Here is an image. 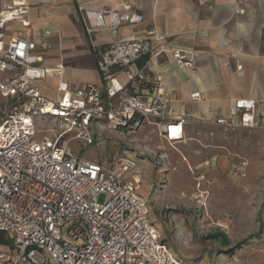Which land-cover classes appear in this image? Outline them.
I'll use <instances>...</instances> for the list:
<instances>
[{"label":"built area","instance_id":"built-area-1","mask_svg":"<svg viewBox=\"0 0 264 264\" xmlns=\"http://www.w3.org/2000/svg\"><path fill=\"white\" fill-rule=\"evenodd\" d=\"M77 9L100 84L72 85L63 62L48 71L47 44L21 29L30 25L28 0H0V264H187L169 251L149 217V199L137 193L134 148L125 143L98 164L73 154L70 143L89 145L105 130L126 136L143 121L169 143L183 138L193 117L176 109L153 59L166 53L169 63L192 68V53L169 47L154 26L98 44L95 34L137 26L143 15L129 6ZM214 122L264 128V103L238 99Z\"/></svg>","mask_w":264,"mask_h":264},{"label":"rangeland","instance_id":"rangeland-1","mask_svg":"<svg viewBox=\"0 0 264 264\" xmlns=\"http://www.w3.org/2000/svg\"><path fill=\"white\" fill-rule=\"evenodd\" d=\"M120 130L70 147L98 164L134 148L137 193L170 252L187 264H264V128L199 123L171 143L146 121Z\"/></svg>","mask_w":264,"mask_h":264},{"label":"crops","instance_id":"crops-1","mask_svg":"<svg viewBox=\"0 0 264 264\" xmlns=\"http://www.w3.org/2000/svg\"><path fill=\"white\" fill-rule=\"evenodd\" d=\"M30 25L25 35L47 44L44 66L48 71L63 62L72 85L100 84L91 44L77 5L123 9L140 13L137 26L97 33L93 40L109 43L131 34L141 35L154 26L169 47L192 53V68L169 63L166 53L153 59L164 85L173 93L176 109L193 119L183 126L186 134L199 123L215 124L228 117L238 99L264 103V0H28ZM243 9V13L237 10ZM239 65V67H237ZM121 80L124 77L121 76ZM55 84L56 79L48 77ZM200 92V99L190 94ZM202 119V120H198ZM218 125V124H215ZM248 129V128H242Z\"/></svg>","mask_w":264,"mask_h":264},{"label":"bare ground","instance_id":"bare-ground-1","mask_svg":"<svg viewBox=\"0 0 264 264\" xmlns=\"http://www.w3.org/2000/svg\"><path fill=\"white\" fill-rule=\"evenodd\" d=\"M176 133H177V127H172L170 129V135H171L170 137L171 138H176L177 137Z\"/></svg>","mask_w":264,"mask_h":264},{"label":"trees","instance_id":"trees-1","mask_svg":"<svg viewBox=\"0 0 264 264\" xmlns=\"http://www.w3.org/2000/svg\"><path fill=\"white\" fill-rule=\"evenodd\" d=\"M0 240H3V234L0 233Z\"/></svg>","mask_w":264,"mask_h":264}]
</instances>
